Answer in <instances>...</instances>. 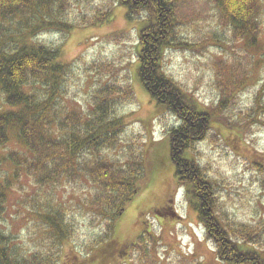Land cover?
<instances>
[{
    "label": "rangeland",
    "instance_id": "rangeland-1",
    "mask_svg": "<svg viewBox=\"0 0 264 264\" xmlns=\"http://www.w3.org/2000/svg\"><path fill=\"white\" fill-rule=\"evenodd\" d=\"M256 1L261 31L257 46L248 48L220 22L212 0H171L177 47L165 52L163 70L199 105L215 111L218 129L209 131L184 158L196 162L213 186L217 217L226 228L245 227L264 241V0ZM67 8L69 30L35 39L60 49V61L70 67L65 92L83 114L96 109L95 98L107 83L129 92L125 101L114 99L112 113L122 119L123 128L102 156L123 168L141 165L147 184L137 189L103 243L108 215L96 207L97 186L86 177L41 185L24 169L16 171L7 156L21 151L22 144L11 130L8 144L0 147V232L11 234L25 253H38L48 245L39 219L58 206L70 233L61 248L52 249L60 254L59 264L69 259L71 264H229L218 259L185 188L176 183L168 132L179 126L178 120L157 113L138 81L144 23L129 20L117 0H72ZM94 12L103 20L90 26ZM227 81L245 84L231 87ZM230 236L242 241L237 233ZM250 245L264 249V242ZM113 248L120 250L103 255L102 250Z\"/></svg>",
    "mask_w": 264,
    "mask_h": 264
},
{
    "label": "trees",
    "instance_id": "trees-1",
    "mask_svg": "<svg viewBox=\"0 0 264 264\" xmlns=\"http://www.w3.org/2000/svg\"><path fill=\"white\" fill-rule=\"evenodd\" d=\"M70 1L0 0V147L8 144V132L15 130L22 150L12 152L7 158L16 171L24 169L41 185L81 177L96 185V207L103 216L108 215L104 233L107 241L103 242L106 243L120 214L135 197L137 189L147 184L148 178L141 165L135 167L139 169L123 168L102 156L106 147L116 142L123 128L122 119L112 113L114 99L125 101L129 92L107 83L95 98L96 109L89 115L83 114L65 92L70 67L60 61V49L35 39L43 33L63 32L72 27L64 21ZM117 1L125 8L129 20L144 23L139 31L138 81L155 103L157 113L165 112L178 120L179 126L168 132L170 160L176 183L185 188L184 195L205 229L206 240L215 246L222 262L264 264V249L250 245L264 242L263 235L259 240L254 234H248L250 231L245 227L226 228L216 214L213 186L196 162L184 158L185 152L202 141L209 131L218 128L213 122L215 111L209 112L199 105L164 73V54L177 47L174 44L178 36L174 4L171 0ZM212 1L219 11L220 22L232 31L233 37L248 48L256 47L261 31V7L257 1ZM102 20L100 14L94 12L88 25L96 26ZM244 84V81L232 82L229 86L240 88ZM233 132L242 136L238 130ZM2 200L4 197L0 195V211ZM155 212L161 214L159 210ZM39 222L44 228L47 247L28 254L11 234L0 232V264H59L60 254L53 253L52 249L61 248L62 243L70 239L63 208H48ZM235 233L242 241L231 238ZM119 250L102 251L108 256ZM71 263L69 259L63 264Z\"/></svg>",
    "mask_w": 264,
    "mask_h": 264
}]
</instances>
